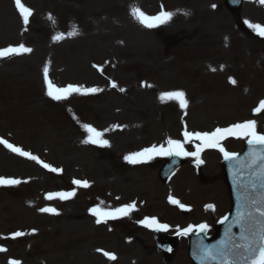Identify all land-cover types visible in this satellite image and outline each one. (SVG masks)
<instances>
[{
  "label": "rangeland",
  "instance_id": "374dc122",
  "mask_svg": "<svg viewBox=\"0 0 264 264\" xmlns=\"http://www.w3.org/2000/svg\"><path fill=\"white\" fill-rule=\"evenodd\" d=\"M13 3L0 0V16L9 9L14 20L7 31L0 27V49L24 44L33 51L0 59V139L61 172H48L0 145V177L22 181L6 191L0 188V246L8 250L0 253V264L10 259L22 264H188L180 247L165 259L159 234L140 221L155 218L168 224L171 232H165L172 234L204 217L202 202L217 191L206 187V177L216 171L209 154L201 158L202 179L188 163L166 184L158 178L164 156L137 165L124 157L153 145L167 147L168 139L183 142L185 130L211 132L255 120L264 134V112L253 114L264 100V37L259 39L245 23L264 26V5L244 0L231 13L222 0H22L33 10L25 30ZM132 8L174 15L167 24L147 29L130 15ZM73 25L79 35L68 37ZM58 33L65 39L53 42ZM43 59L51 65L49 79L55 86L101 91L53 101L46 95L43 68L38 70ZM229 78L237 83L230 84ZM178 90L186 94V109L159 100L161 93ZM83 124L103 131L109 146L82 143L87 135ZM229 142L227 149L237 151L245 140ZM184 147L195 151L191 143ZM74 179L90 186L77 188ZM73 190L76 195L65 201L44 199L50 192ZM169 196L193 212L183 215ZM219 198L211 203L222 205ZM129 203L136 205L129 216L100 225L89 212ZM43 207L59 214L41 213ZM16 231L25 235L11 239ZM97 249L117 259L109 261Z\"/></svg>",
  "mask_w": 264,
  "mask_h": 264
},
{
  "label": "snow or ice",
  "instance_id": "6c2138e0",
  "mask_svg": "<svg viewBox=\"0 0 264 264\" xmlns=\"http://www.w3.org/2000/svg\"><path fill=\"white\" fill-rule=\"evenodd\" d=\"M259 3L264 5V0H259ZM15 8L22 20L25 30L30 22V17L33 15V10L25 6L22 0H14ZM187 14V13H185ZM130 15L139 23L142 27L147 29H153L159 25L167 24L171 21L174 13L161 10L156 15H148L139 8H132ZM49 21L55 23L54 18L49 14L47 17ZM250 29H252L258 36L264 37V26L260 24H253L245 21ZM79 35V29L73 25L71 30L67 33L68 37H74ZM65 39V35L58 33L52 36L53 42H60ZM33 50L26 47L24 44L17 46H9L0 49V59H10L15 56H21L29 54ZM102 71V70H101ZM215 71V69H213ZM43 79L46 87V95L53 101H63L68 99L72 94L86 95L89 93H96L101 91L98 88H84L80 86L68 85L66 87H57L49 79V68L47 65L43 68ZM229 83L235 85L237 82L235 79L229 78ZM152 87V85H142ZM112 88H117L116 83H111ZM121 92L123 88L119 89ZM161 102L175 101L179 104V107L184 110L188 106L186 94L183 91H168L161 93L159 96ZM264 112V100H261L256 108L253 109V114H260ZM115 127V126H114ZM82 128L87 134L86 138L82 141L84 144L98 145L101 147L109 146V141L104 138L105 133L97 130L95 127L89 124H83ZM184 140L168 139L166 141L167 147L163 145L157 147L155 145L142 149L141 151L131 153L124 157V160L131 164L137 165L145 163L153 159L154 156H177V157H194L196 164L199 165L203 161L201 160V153L205 149H215L220 152L225 161H228L234 167L244 166L251 171V181L248 186L244 187L242 193L241 209L238 211L234 218L233 224L229 225L226 231V237L223 241L213 246H202L199 250L202 264H207L209 260L218 261V264H264V134L257 131V124L255 120H247L241 123H235L228 127H217L211 132H190L185 130L182 133ZM235 138L246 140L248 145V153L246 160L241 162L238 160V154L232 153L226 150L223 146V141L227 138ZM198 142V143H197ZM193 144L195 151H186L185 144ZM0 145H3L8 151L23 157L29 161L35 162L51 173H60L61 169L53 167L52 165L42 161L38 156L33 155L28 151H24L22 148L14 146L5 139H0ZM233 162H236L233 164ZM22 181L18 179H10L0 177V186H17ZM73 185L77 188H88L89 182L87 180L74 179ZM76 195L75 190L68 192H50L44 197L45 200L60 201L68 200ZM168 202L172 205H176L181 209H185L186 206L179 200L169 196ZM136 208L134 203L125 204L120 207H116L110 210H104L99 207H93L89 209L92 216L95 217V223L100 225L101 223H107L109 220H115L121 217L129 216ZM206 208H214L213 205H207ZM41 213H48L58 215V211L52 207L40 208ZM224 217L221 223L227 220ZM140 224L146 228L153 229L155 231L167 230L168 225L160 224L155 218H145L140 221ZM236 226L240 231V243H237L232 237V227ZM208 226L206 224H200L195 231L197 233H206ZM194 231L192 226H189L182 231L177 230L178 235H187ZM35 230H33L34 234ZM25 235L22 231H16L11 234V239H17ZM5 247L0 246V253L7 252ZM101 252L109 261H115L117 257L113 253L97 249ZM239 257V259H237ZM8 264H22L20 260L10 259Z\"/></svg>",
  "mask_w": 264,
  "mask_h": 264
},
{
  "label": "bare ground",
  "instance_id": "6f19581e",
  "mask_svg": "<svg viewBox=\"0 0 264 264\" xmlns=\"http://www.w3.org/2000/svg\"><path fill=\"white\" fill-rule=\"evenodd\" d=\"M6 14H7V17L5 18V19H3L2 20V22L4 23L3 25H0V27L1 28H3V29H5V31H7L8 30V27L11 25V24H13L14 23V21H12L11 19H10V17L8 18V16H9V10L8 9H6ZM16 16V15H15ZM9 20V22H8V20ZM16 19H17V17H16ZM21 21V18L19 19V22ZM19 24V23H18ZM4 31V32H5ZM37 57H35V59H36ZM39 67H40V64H39ZM41 68H44V66H42V67H40L38 70H40ZM34 73V72H33ZM11 155V154H10ZM11 156H13V155H11ZM11 163L12 164H14L15 163V160H11ZM214 180V177H212L211 179H210V183H212V181ZM212 186H214V185H212ZM2 188H3V186H2ZM4 190L6 191L7 190V188L5 187L4 188ZM0 192H1V190H0ZM36 218H38L37 216H36Z\"/></svg>",
  "mask_w": 264,
  "mask_h": 264
}]
</instances>
